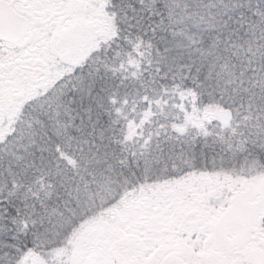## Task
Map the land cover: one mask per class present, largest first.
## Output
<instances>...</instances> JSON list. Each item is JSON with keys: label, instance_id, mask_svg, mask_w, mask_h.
Wrapping results in <instances>:
<instances>
[{"label": "snow or ice", "instance_id": "6c2138e0", "mask_svg": "<svg viewBox=\"0 0 264 264\" xmlns=\"http://www.w3.org/2000/svg\"><path fill=\"white\" fill-rule=\"evenodd\" d=\"M0 264H264V0H0Z\"/></svg>", "mask_w": 264, "mask_h": 264}]
</instances>
